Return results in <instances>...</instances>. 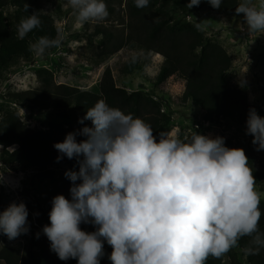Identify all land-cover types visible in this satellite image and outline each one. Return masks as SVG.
<instances>
[{
	"label": "clouds",
	"instance_id": "1",
	"mask_svg": "<svg viewBox=\"0 0 264 264\" xmlns=\"http://www.w3.org/2000/svg\"><path fill=\"white\" fill-rule=\"evenodd\" d=\"M207 2L219 9L222 0ZM134 3L143 9L149 0ZM200 3L190 0L187 8ZM29 7L24 4L25 11ZM64 7L73 10L77 26L108 15L104 0H67ZM235 13L250 33L264 32V0L258 8L244 0ZM40 26L37 13L21 19L18 38ZM61 44L59 34L45 36L30 50L42 56ZM78 123L85 126L53 146L57 162L65 157L77 162L78 171L65 172L71 199L53 198L50 224L42 229L60 260L101 264L105 242L113 249L111 264H206L209 257L220 259L239 247L245 237V254L264 248L260 193L243 149L198 133L181 140L175 132H161L157 142L149 124L102 99ZM246 135L257 151L264 150V118L255 108L249 109ZM78 136L84 139L78 142ZM28 215L24 203L11 204L0 213V233L10 241L27 234ZM82 224L96 230L86 232Z\"/></svg>",
	"mask_w": 264,
	"mask_h": 264
},
{
	"label": "trees",
	"instance_id": "2",
	"mask_svg": "<svg viewBox=\"0 0 264 264\" xmlns=\"http://www.w3.org/2000/svg\"><path fill=\"white\" fill-rule=\"evenodd\" d=\"M39 0H0V75L1 70L9 68V61L15 59H31V45L40 37L55 39L58 35L52 21L47 17H39L41 26L34 29L24 39L16 38L4 24L3 10L8 6L15 8L18 28L21 19L35 13ZM107 6V16H117L119 0H104ZM30 5L25 11L24 4ZM190 0H149L147 7L139 9L134 0H126L125 11L128 22L119 23L127 29V34L117 36L114 32L96 28V36L103 38L102 57L108 58L123 50L125 47L144 49L165 57V61L157 77V86L166 83L171 77L180 74L187 82L183 100L198 106L208 120L217 119L237 120L240 126H246L249 109L248 90H234L226 80V75L232 67V58L225 48L218 43L208 42L193 26L173 23L170 11L186 17L194 15L195 7L189 9ZM201 11L209 15L229 16L235 12L239 0H222L219 9H214L207 0H201ZM198 8V9H199ZM197 9V10H198ZM119 22V21H117ZM58 47L46 50L50 55ZM200 52L198 53V51ZM264 60V54L261 55ZM131 68L139 67L137 61L130 63ZM43 85L35 91L12 94L9 102L26 106L38 113L54 111L58 113L77 112L84 116L88 108L98 100H104L109 106L119 108L125 114L141 118L149 124L158 137L165 130L170 117L162 113L161 104L152 96L143 92L129 94L126 90L116 87L110 70L105 72L100 85V94L82 91L66 85H56L54 77L48 72L40 74ZM76 129L53 128L49 131L28 129L17 114H8L0 121V158L6 166H17L23 172H35L34 184L31 191L35 193L34 200L27 195L29 232L26 234L33 256L23 261L21 252L9 247L0 250V262L3 264H73L72 259L62 261L50 250V241L43 234V227L50 224L49 213L52 200L58 195L71 199L72 182L65 176L56 178L51 172L54 167L68 164L76 171L78 165L75 159L65 157L57 162L59 153L53 147L55 143L63 142L66 135ZM192 136V135H191ZM189 137V139L191 138ZM84 137H77V141ZM186 142V141H185ZM18 148L10 152L11 147ZM256 180L255 186H260L259 175L253 165ZM264 190V186H262ZM261 219L259 230L264 233V204H260ZM38 213V215H37ZM86 232L96 230L92 225L82 224ZM39 234V238H37ZM248 238L239 242L240 250L248 246ZM113 249L104 243V252L109 256ZM243 251V250H242ZM244 255L252 264H264V248L257 255ZM233 264H238L234 248L228 252ZM110 264L111 261L109 260ZM223 257H209L206 264H222Z\"/></svg>",
	"mask_w": 264,
	"mask_h": 264
},
{
	"label": "rangeland",
	"instance_id": "3",
	"mask_svg": "<svg viewBox=\"0 0 264 264\" xmlns=\"http://www.w3.org/2000/svg\"><path fill=\"white\" fill-rule=\"evenodd\" d=\"M119 2H123V5L118 4L116 17L107 16L103 20L77 26L73 10L64 7L67 0H39L35 13L52 21L62 37V44L50 55L44 53L38 56L31 50L32 57L29 61L14 58L9 61L8 69L1 70L0 121L8 114H17L28 129L35 131H49L58 127L76 129L85 125L90 127L91 121H85V125L78 123L82 116L75 111L38 113L26 106L11 103L8 99L12 94L40 89L43 85L40 74L45 71L53 75L56 85L100 94L105 72L110 70L116 87L129 94L143 92L161 104L162 113L171 119L162 132H175L176 137L181 140L196 133L213 139L223 137L226 147L243 149L249 165H253L259 175L261 185L255 186V190L260 193V204H264V150H256L257 146L252 143L253 137L246 135V126H240L237 120L217 119L212 122L198 106L190 101L185 102L183 97L187 82L180 74L157 86V77L165 61L162 55L125 47L111 57H102L103 38L96 36L97 27L106 28L117 36L127 34V29L119 24L123 20L128 22L126 0ZM242 2L244 0H239V3ZM260 2L261 0H250L257 8ZM200 6L201 4L196 6L194 15L189 17L170 11L172 22L189 24L204 35L208 42L218 43L226 49L232 58V67L226 75L227 82L234 90L247 89L251 107L264 118V60L261 58L264 54V32L250 33L243 16L235 12L229 16L209 15L201 11ZM15 11L12 6L5 8L3 20L9 32L18 38L14 25L19 21L17 22ZM133 61H137L139 67L132 69L130 63ZM17 148L11 147L9 151L13 152ZM68 170L76 171L70 165L62 164L54 167L51 172L58 179L64 177ZM34 178V171L23 172L16 165L6 166L0 158V213L13 203L22 202L26 205L27 195L34 200L35 193L31 191ZM3 247L20 251L23 261L33 256L34 252L26 234L10 241L0 233V250ZM234 252L238 264H252L242 250L234 248ZM72 263L78 264V260L72 259ZM101 264H110L105 252ZM222 264H233L228 253L223 256Z\"/></svg>",
	"mask_w": 264,
	"mask_h": 264
}]
</instances>
